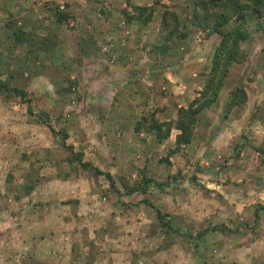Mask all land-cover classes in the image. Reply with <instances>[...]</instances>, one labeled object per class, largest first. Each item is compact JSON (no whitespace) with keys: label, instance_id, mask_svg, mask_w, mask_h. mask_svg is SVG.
I'll return each mask as SVG.
<instances>
[{"label":"rangeland","instance_id":"rangeland-1","mask_svg":"<svg viewBox=\"0 0 264 264\" xmlns=\"http://www.w3.org/2000/svg\"><path fill=\"white\" fill-rule=\"evenodd\" d=\"M194 3L0 0V82L26 92L0 91V264H264V18L176 145L221 39Z\"/></svg>","mask_w":264,"mask_h":264},{"label":"trees","instance_id":"trees-1","mask_svg":"<svg viewBox=\"0 0 264 264\" xmlns=\"http://www.w3.org/2000/svg\"><path fill=\"white\" fill-rule=\"evenodd\" d=\"M194 5L193 23L203 29H209V34H219L221 39L213 53L211 69L205 78L200 95L193 99L186 108L181 107L178 110L175 128L179 130V133L176 135V145L191 142L197 115L218 100L231 64L238 62L240 59L242 53L240 43L249 37V31L246 26L247 21L252 18H264V0H195ZM149 8L147 6H136L135 8L139 16H144V23L150 21L154 13L151 10L145 14ZM66 15L61 13L58 19L63 21L67 17ZM162 19L161 29L162 31H168L164 38V42L167 44L170 37L178 34L179 20L177 15L169 10L163 13ZM231 21H233L234 25L224 29ZM171 25L173 26L172 28H170ZM180 36H186V34L181 33ZM156 47L161 50V53L167 51L166 46ZM4 89L11 90L19 96H25L26 93L23 89L9 88L4 82H0V91ZM245 98L246 93L242 86L237 87L227 103V110L232 109L234 106H240L245 101ZM162 125L164 123L160 124L156 121L153 124V129L157 131L156 133L160 140L167 138L171 130V126L167 124L168 127L162 132ZM256 151L259 155H264V149H256ZM86 165L84 163V166ZM148 183L149 181H143L142 190L146 189Z\"/></svg>","mask_w":264,"mask_h":264},{"label":"crops","instance_id":"crops-1","mask_svg":"<svg viewBox=\"0 0 264 264\" xmlns=\"http://www.w3.org/2000/svg\"><path fill=\"white\" fill-rule=\"evenodd\" d=\"M71 71H72V69H71ZM98 118V117H97ZM104 122H103V121ZM113 121V120H112ZM111 121V119L110 118H107V119H102V118H98V120H97V122L98 123H101V122H103L104 124H111L110 122H112ZM106 122V123H105ZM94 125V124H93ZM112 125H114V124H112ZM110 126V125H109ZM22 127H23V129H25L26 131H30V129H31V127L29 126V125H25V124H22ZM101 128V125L99 126L97 123L94 125V130L96 131V132H98L99 131V129ZM108 132V131H107ZM101 133V132H100ZM95 135H92L91 133H88L87 134V136H89V137H94V136H96V133H94ZM242 168H244V170H245V172L247 173V172H249V169L250 168H248V167H243L242 166ZM232 173V172H231ZM233 174V173H232ZM234 175V174H233ZM245 175V174H244ZM248 180H250L249 178H248ZM54 182V181H53ZM57 181H55L54 183H52V184H55ZM50 184V183H49ZM250 184H253V183H249L248 185H250ZM55 186H56V184H55ZM254 191H256L255 189H252V190H248L247 191V194H248V197L249 198H251V197H254L255 198V195H256V193L254 192ZM263 191H264V189H263ZM254 192V193H253ZM264 194V193H263ZM262 196V194L260 193L259 194V197H261Z\"/></svg>","mask_w":264,"mask_h":264}]
</instances>
